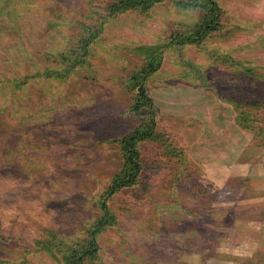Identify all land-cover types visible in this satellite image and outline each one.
Returning a JSON list of instances; mask_svg holds the SVG:
<instances>
[{"label": "rangeland", "instance_id": "374dc122", "mask_svg": "<svg viewBox=\"0 0 264 264\" xmlns=\"http://www.w3.org/2000/svg\"><path fill=\"white\" fill-rule=\"evenodd\" d=\"M179 1L111 15L114 0H0V264H65L35 240L94 226L124 166L116 140L139 125L130 80L168 41L144 79L164 137L140 144L97 264H264V145L246 127L264 126V0H215L218 29L178 45L204 15Z\"/></svg>", "mask_w": 264, "mask_h": 264}, {"label": "trees", "instance_id": "16d2710c", "mask_svg": "<svg viewBox=\"0 0 264 264\" xmlns=\"http://www.w3.org/2000/svg\"><path fill=\"white\" fill-rule=\"evenodd\" d=\"M114 1L115 11L112 6L110 10L111 15L125 11H136L140 14H148L153 6L165 0ZM178 6L183 9H200L204 15L201 23L196 24L192 29L185 33L174 34L178 39H173L174 43L178 45L181 43H200L211 30L218 29L222 14L215 0H184L182 2L179 1ZM100 31V26H95L92 29L88 26L87 31L82 32V37L80 38L81 43L79 44V50L74 59L75 61H79L87 54L91 43L99 37ZM178 35H181V38ZM169 43L171 42L154 44L146 48L151 56L148 57L147 64L139 69L138 72L134 73L130 80L131 85L137 89L130 111L139 116V125L132 132L116 140L120 145L124 166L113 177L107 190L102 194L100 217L96 220L94 226L85 231V237L63 238L51 232L35 240L36 250L48 249L51 252L55 251L62 256L60 259L65 264H97L100 252L99 238L107 228L114 227L118 222V214L112 208L110 201L114 199L115 195L121 193L123 189L139 183L140 177L143 174V156L140 144L161 141L164 137L157 130L156 107L153 99L147 93L144 79L149 73L158 70L162 60L161 51ZM76 51L73 53H76ZM61 55L65 56L67 60H71L70 55ZM246 71L253 72L254 70L248 68ZM238 119L248 121L246 116H241ZM246 127L255 129L257 135L260 136L258 137L260 139L259 143L264 145V126L254 128V126L246 124Z\"/></svg>", "mask_w": 264, "mask_h": 264}, {"label": "crops", "instance_id": "0c3cea01", "mask_svg": "<svg viewBox=\"0 0 264 264\" xmlns=\"http://www.w3.org/2000/svg\"><path fill=\"white\" fill-rule=\"evenodd\" d=\"M259 161L262 163V164H260V166H262L264 164V158L263 159L262 158H259ZM251 163L252 162L244 163L243 165H238L237 167H240V169L239 168H236L234 170V174L235 175H239V176H243V175H246V174L251 173V171H250V168L252 167L251 166ZM260 176L264 178V171L262 173H260ZM258 198L249 197L248 199H245V200H250L251 199V201L255 200V202L253 201L254 203H261L260 202L261 200H258ZM262 222H264V221H262Z\"/></svg>", "mask_w": 264, "mask_h": 264}]
</instances>
